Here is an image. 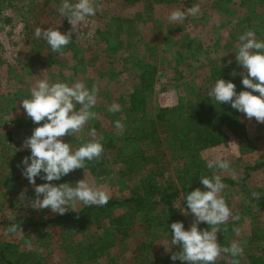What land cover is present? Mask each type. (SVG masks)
<instances>
[{
	"label": "rangeland",
	"instance_id": "rangeland-1",
	"mask_svg": "<svg viewBox=\"0 0 264 264\" xmlns=\"http://www.w3.org/2000/svg\"><path fill=\"white\" fill-rule=\"evenodd\" d=\"M60 3L0 0V264H184L170 258L179 247L171 245L170 225L191 226L193 215L180 211L187 208L183 200L195 188L206 190L200 178L214 171L226 185L223 195L233 214L220 226L218 242L242 245L238 264H264V123L208 96L219 76L232 80L237 92L244 90L245 70L235 50L248 30L264 40V0H99L96 15L75 31L58 14ZM194 5L200 9L196 15L169 19L173 10ZM40 26L71 31L73 38L62 53H51L34 35ZM44 73L53 81L82 80L98 89L95 118L77 139H62L76 148L95 138L90 135L95 127L103 136V153L85 170L51 183L84 178L106 189L119 203L100 216L86 211L71 221L31 206L36 194L21 160L30 155L24 141L38 125L20 101ZM137 92L141 103L134 107L131 96ZM112 103L121 110L109 112ZM116 120L123 133L114 127ZM195 124L225 136L213 145L196 143L194 133L187 135ZM215 156L228 159L230 169H208L207 160ZM257 164L262 165L253 168ZM45 182L36 178V184ZM176 192L167 202L164 196ZM85 207L77 203L76 210ZM14 223L21 231H8ZM232 261L221 254L216 264Z\"/></svg>",
	"mask_w": 264,
	"mask_h": 264
},
{
	"label": "clouds",
	"instance_id": "clouds-1",
	"mask_svg": "<svg viewBox=\"0 0 264 264\" xmlns=\"http://www.w3.org/2000/svg\"><path fill=\"white\" fill-rule=\"evenodd\" d=\"M98 9L99 0H61L58 14L67 17L72 31H75L86 18L95 16ZM199 10L198 5L187 11L176 9L170 13L169 19L183 21L186 15H196ZM34 35L47 43L51 53H62L73 38L71 31L61 32L52 26L46 29L37 27ZM235 52L237 64L245 70L241 73L244 90L237 92L232 80L219 76L208 90V96L219 105L229 103L249 120L255 118L257 122L264 123V40L258 39L254 30H248L239 35V47ZM232 75H236L235 71ZM97 91L95 86L89 89L82 80L69 84L53 81L44 73L30 87L27 97L20 101L26 116L38 125L24 141V146L30 149V155L21 160L23 175L34 185L36 196L31 201L34 209H50L64 215L69 210L77 212V203L105 206L111 199L106 189L84 178L75 183H51L75 169L85 170L87 162L98 159L103 153V136H97L95 127L90 130V135L95 138L84 140L76 148L62 139L66 135L77 139V134L95 118L96 113L92 109L97 102ZM120 110L118 103L108 107L109 112ZM114 127L123 133L124 125L120 120L114 121ZM206 167L211 170H229L230 161L215 156L207 160ZM38 176L46 182L36 184ZM200 180L206 190L195 188L189 191L183 200L187 208L180 209L183 214L193 215V223L188 229L183 221H175L170 225L171 245L179 246L170 258L172 261L179 259L184 264H216L221 254H227L233 257L232 264H238L235 258L242 255V245L232 242L230 246L222 247L218 242L220 226L233 216L223 195L226 185L215 171L213 175L201 177ZM252 195L260 198L259 192H253ZM200 223H206L209 227L201 229ZM8 231H21V227L14 223ZM28 247L31 248L30 242Z\"/></svg>",
	"mask_w": 264,
	"mask_h": 264
},
{
	"label": "trees",
	"instance_id": "trees-1",
	"mask_svg": "<svg viewBox=\"0 0 264 264\" xmlns=\"http://www.w3.org/2000/svg\"><path fill=\"white\" fill-rule=\"evenodd\" d=\"M245 3V2H243ZM148 73V71L146 72ZM144 77V76H143ZM142 83L144 84V86H147L149 85V81L146 79L145 80V77L142 79ZM139 92H137L136 94H132L131 96V102H132V105L134 107H137V104H140L141 102V97L138 95ZM206 109V107L204 108V110ZM226 111H224L223 113H225ZM222 112L219 111V114H223ZM196 115V114H195ZM200 119H203L204 117H202V114H200ZM192 122V120H191ZM196 126V124H195ZM191 127V126H188V134H191V133H194L195 134V142L196 143H199V142H205L206 144L207 143H210V144H215L219 141H222L220 140V138L222 136H225V133L224 131L220 132L219 134L217 132H211V130L207 127H202V126H196V127ZM222 130V129H221ZM264 164V162L262 163ZM262 164H257L255 165L253 168H259ZM251 166L247 167L246 168V175H248V168H250ZM178 192L176 193H173V194H170V195H166L164 196V198L166 199V201L168 202V200H170L172 197H175L177 195ZM168 199V200H167ZM139 205H141L143 202V200L141 198H139ZM119 202L117 200H112L110 199L108 204L105 205V206H86L84 209H82V211H79V212H68L67 214L65 215H62V217H68L71 221H77L78 219L82 218V217H79L77 219V215H80V214H83L84 212H91V211H96V215L97 216H100L102 214L103 211H106L108 210L109 208H111L112 206L114 205H117ZM168 212L171 213L172 215H176V209L173 208L171 205L169 206L168 204ZM50 221H47L45 223H48ZM20 261V260H19Z\"/></svg>",
	"mask_w": 264,
	"mask_h": 264
}]
</instances>
